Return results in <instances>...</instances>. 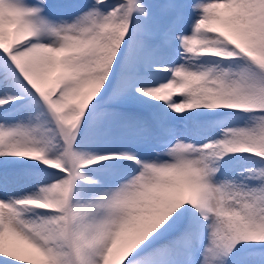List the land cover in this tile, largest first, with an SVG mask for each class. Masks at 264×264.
Returning a JSON list of instances; mask_svg holds the SVG:
<instances>
[{
    "label": "snow or ice",
    "instance_id": "6c2138e0",
    "mask_svg": "<svg viewBox=\"0 0 264 264\" xmlns=\"http://www.w3.org/2000/svg\"><path fill=\"white\" fill-rule=\"evenodd\" d=\"M0 264H264V0H0Z\"/></svg>",
    "mask_w": 264,
    "mask_h": 264
},
{
    "label": "rangeland",
    "instance_id": "374dc122",
    "mask_svg": "<svg viewBox=\"0 0 264 264\" xmlns=\"http://www.w3.org/2000/svg\"><path fill=\"white\" fill-rule=\"evenodd\" d=\"M175 95H176V94H174V97H173V98H175Z\"/></svg>",
    "mask_w": 264,
    "mask_h": 264
}]
</instances>
